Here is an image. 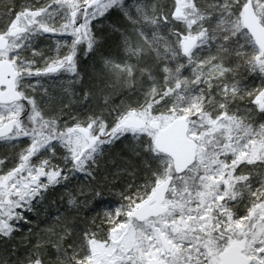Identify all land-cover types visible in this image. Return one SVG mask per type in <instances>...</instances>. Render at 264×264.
<instances>
[{"label": "snow or ice", "instance_id": "1", "mask_svg": "<svg viewBox=\"0 0 264 264\" xmlns=\"http://www.w3.org/2000/svg\"><path fill=\"white\" fill-rule=\"evenodd\" d=\"M0 264H264V0H0Z\"/></svg>", "mask_w": 264, "mask_h": 264}]
</instances>
